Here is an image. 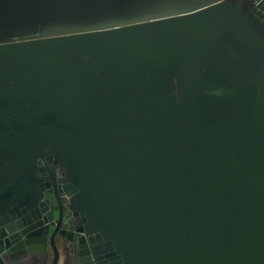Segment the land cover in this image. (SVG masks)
I'll use <instances>...</instances> for the list:
<instances>
[{
  "label": "water",
  "instance_id": "obj_1",
  "mask_svg": "<svg viewBox=\"0 0 264 264\" xmlns=\"http://www.w3.org/2000/svg\"><path fill=\"white\" fill-rule=\"evenodd\" d=\"M26 121L54 129L76 239L34 215ZM29 260L264 264V0H40L0 35V264Z\"/></svg>",
  "mask_w": 264,
  "mask_h": 264
},
{
  "label": "flooded vegetation",
  "instance_id": "obj_2",
  "mask_svg": "<svg viewBox=\"0 0 264 264\" xmlns=\"http://www.w3.org/2000/svg\"><path fill=\"white\" fill-rule=\"evenodd\" d=\"M53 133L52 126L36 125L28 121L19 125L15 148L21 155L18 158L20 164L26 165L25 169H17V171L34 175L35 186L40 195L38 202L41 206L39 210L34 211L38 221L50 225L52 230L59 229L76 239L75 231L70 228L76 229L82 226L80 211L75 203L76 194L72 193L77 187L70 182L67 169L51 151L50 143H44L40 146V151L36 150V143L40 141L43 143L46 139L53 140L51 137ZM26 158H28L27 161L24 160ZM73 249H76L75 246ZM70 262L77 264L75 260Z\"/></svg>",
  "mask_w": 264,
  "mask_h": 264
},
{
  "label": "crops",
  "instance_id": "obj_3",
  "mask_svg": "<svg viewBox=\"0 0 264 264\" xmlns=\"http://www.w3.org/2000/svg\"><path fill=\"white\" fill-rule=\"evenodd\" d=\"M39 1L40 0H0V35L24 32L26 27L33 24V18L38 14ZM46 1L55 2V0ZM52 9L54 10L55 8L52 7ZM46 12L52 16L57 15L55 10ZM24 18H27L28 21H24ZM22 264H50V262L29 260ZM60 264H71V262L67 260L62 261Z\"/></svg>",
  "mask_w": 264,
  "mask_h": 264
}]
</instances>
